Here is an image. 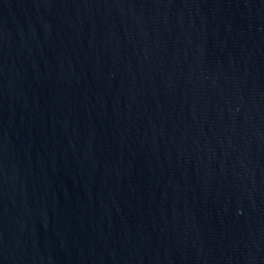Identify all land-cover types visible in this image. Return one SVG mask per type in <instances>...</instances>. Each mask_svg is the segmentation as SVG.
Here are the masks:
<instances>
[{
	"label": "water",
	"instance_id": "95a60500",
	"mask_svg": "<svg viewBox=\"0 0 264 264\" xmlns=\"http://www.w3.org/2000/svg\"><path fill=\"white\" fill-rule=\"evenodd\" d=\"M0 264H264V0H0Z\"/></svg>",
	"mask_w": 264,
	"mask_h": 264
}]
</instances>
